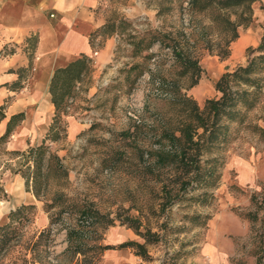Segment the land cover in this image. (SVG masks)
<instances>
[{"label":"trees","instance_id":"trees-1","mask_svg":"<svg viewBox=\"0 0 264 264\" xmlns=\"http://www.w3.org/2000/svg\"><path fill=\"white\" fill-rule=\"evenodd\" d=\"M257 1L156 0L158 18L180 10L184 16L188 15L187 28L153 27L147 18L144 21L128 20L113 14L91 35L94 49H100L107 38L118 36L121 41L116 50L130 47V57L141 59L132 63L127 72L136 70L139 75L148 74L150 87L145 97V112L149 111L150 115L138 118L133 130L130 128L123 133L124 138H132L135 144L130 149L116 150L111 160L114 165L131 162L139 181L149 179L156 183L153 195L158 198V203L150 207V213L165 216L157 224L162 233L153 231L143 221L140 209L138 216L119 213L110 217L91 203L71 200L63 189L69 171L62 157L51 150V144L67 136L69 101L75 96L76 89L92 75L91 55L83 53L65 67L55 70L49 85L55 113L41 143L24 150L6 149L5 144L24 120L25 113L10 116L6 130L0 136V156L2 153L12 156L5 165L24 178L28 191L38 200L45 201L44 210L49 216L48 227L41 230L28 248L31 258L26 254L21 258L23 264H40L38 253L43 251L42 247L47 251L50 245H43V238L51 234L52 226L66 213L75 218V222L66 226L67 246L58 256L70 258L76 264H99L106 250L131 248L143 260H150L148 245L161 241L168 229H172L169 212L175 205L182 202L209 205L213 202V190L222 179L230 146L245 131L264 142V126L258 122L260 119L264 121V32L256 47L247 48L244 64L220 75L214 84L217 95L207 98L203 106L188 90L199 83L205 71L199 51L227 58L231 54V44L240 36L239 28L247 27L253 21ZM98 38L101 40L97 42ZM37 41V36L27 38L32 49L29 51L31 60ZM155 47L158 52H154ZM12 51L13 48L8 47L3 50L4 53ZM31 60L30 66L17 70L19 79L9 85L11 90L24 87L22 81L30 75L33 67ZM9 101L0 105V121L7 118ZM149 137L154 142L146 145L144 141ZM7 195L5 186L0 184V200ZM35 209L34 203H23L10 211L8 222L0 224V263L5 254L22 240ZM243 215L251 220L256 218L251 212ZM183 217L198 227L211 218L199 213L184 214ZM116 220L132 229L143 241L127 239L117 245L102 243L103 232L115 225Z\"/></svg>","mask_w":264,"mask_h":264},{"label":"rangeland","instance_id":"rangeland-1","mask_svg":"<svg viewBox=\"0 0 264 264\" xmlns=\"http://www.w3.org/2000/svg\"><path fill=\"white\" fill-rule=\"evenodd\" d=\"M155 4L156 0H105L104 9L108 16L116 14L128 20L142 21L147 18L153 27L187 28V14L184 16L180 10H176L158 18ZM263 32L264 0H259L254 4L253 21L249 26L239 28L240 36L231 44V54L227 58L221 59L216 54L199 51L200 63L205 71L199 83L188 93L202 106L207 98L216 96V80L223 72L246 62L247 48L256 47ZM112 37L116 43L110 61L101 68L94 65L91 77L76 89L68 105L67 136L52 143L51 150L62 157L69 171L63 189L71 200L91 203L110 217L119 213L138 216L140 209L143 221L153 231H160L157 224L165 216L150 213V207L158 203V198L153 195L156 183L149 179L139 181L131 162L114 165L111 160L116 150L130 149L135 144L132 138H124L123 133L130 128L133 130L138 118H148L150 115L149 111L145 112V97L150 87L148 74L139 75L136 70L127 72L132 63L141 59L130 57V47L116 50L121 40L116 35ZM241 38L248 41L239 52L235 44ZM99 40L101 38L97 42ZM158 51V47H155L154 52ZM258 122L264 126L263 120ZM45 134L29 136L26 141L41 143ZM145 140L146 145L154 142L150 137ZM5 148L11 149L7 144ZM263 149L264 142L245 131L227 152L222 179L213 190V202L209 205H189L187 202L175 205L169 212L172 229H168L164 239L148 245L150 260H143L131 248H114L102 254L99 264H264V183L258 186L240 185L236 172L230 170L228 174L227 171L228 163L234 156L253 152L259 155ZM127 154L133 158L130 152ZM10 157L7 153L0 156V183L8 193L7 198L0 200V208L4 211L2 216L7 217L4 219L1 216L0 224L8 222L10 211L23 204L18 202L20 197L9 190V183L16 176L5 165ZM44 203V200L34 201L36 209L33 220L24 229L22 240L5 254L0 264H23L21 258L24 254L31 258L28 249L31 242L49 225ZM250 212L255 214V219L243 215ZM198 213L211 218L198 227L183 217L184 214ZM74 220L69 214H63L62 219L52 226L51 234L45 235L42 243L50 245L47 251L41 245L43 251L37 256L40 264L77 263L58 256L67 246L65 228ZM125 227L116 220L115 225L103 232L102 243L117 245L127 239L143 241L132 230L131 237L123 239L125 236L117 231Z\"/></svg>","mask_w":264,"mask_h":264},{"label":"crops","instance_id":"crops-1","mask_svg":"<svg viewBox=\"0 0 264 264\" xmlns=\"http://www.w3.org/2000/svg\"><path fill=\"white\" fill-rule=\"evenodd\" d=\"M104 1L0 0V105L11 100L6 107L7 118L0 121V136L5 132L12 114L25 113L24 120L7 142L10 150H24L35 145L28 143L27 138L48 131L55 113L49 85L57 68L65 67L83 53L92 56L93 67L101 68L110 61L116 43L114 37L107 38L100 49H94L90 42L93 32L109 17L104 9ZM31 36L38 37L32 60L29 57L32 49L27 42ZM247 41V38H241L235 44L236 50L240 52ZM5 47L14 51L4 53ZM30 60L33 67L30 75L22 81L24 87L11 90L9 85L19 79L17 70L30 66ZM230 170L236 172L240 185L258 186L264 183V149L259 155L253 152L234 156L228 163V174ZM13 174L16 176L9 183V190L20 197L18 202L26 204L37 201L35 195L26 189L24 178L20 174ZM3 214L0 208V217ZM131 230L125 227L117 232L127 239L131 237Z\"/></svg>","mask_w":264,"mask_h":264}]
</instances>
